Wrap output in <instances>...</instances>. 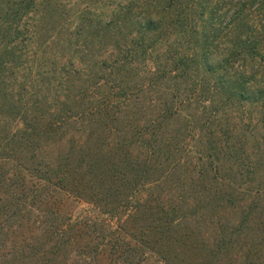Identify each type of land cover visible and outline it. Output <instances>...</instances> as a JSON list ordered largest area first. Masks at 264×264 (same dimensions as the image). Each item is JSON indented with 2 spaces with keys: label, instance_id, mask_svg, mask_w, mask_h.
I'll list each match as a JSON object with an SVG mask.
<instances>
[{
  "label": "rangeland",
  "instance_id": "rangeland-1",
  "mask_svg": "<svg viewBox=\"0 0 264 264\" xmlns=\"http://www.w3.org/2000/svg\"><path fill=\"white\" fill-rule=\"evenodd\" d=\"M27 1L32 6L24 19L27 29L22 30L23 36L18 44L9 47L16 59L9 61L5 69L0 68V146L4 139L10 138L18 127H22L19 113L26 103L35 104L40 114L46 116L55 111L56 115L52 117L54 121L64 116L62 108L67 105L74 108L68 114L75 117L77 104H84V101L87 104L111 103L112 112L103 121H119L120 131H114L110 135L124 144L131 143L130 149L137 156L143 155L145 148L139 147L136 142L138 134L135 130L128 128L122 121L131 123L137 119L144 123L160 119L163 115L167 117L171 113L170 119L164 123L167 127L165 139L175 147L165 146L157 154L152 178L158 180L153 193H148L152 210L143 212V209H137L139 203H144L141 202L142 194L145 193L143 188H140L131 202L117 200L111 203L113 210L119 207L118 214H122L126 220L122 222L126 226L129 240L136 243L137 247L141 237L137 235L141 226L146 225V219H159L160 215H165L164 209L175 221L172 229L163 230L159 237L153 230L149 233L151 240L157 237V242L152 247L155 251L162 250V255L166 258L143 247L140 254L139 248L135 253L136 261L142 264H264V104H232L225 101L216 121L210 126L205 124L208 115H204L203 106L210 104L204 101V96L200 98L193 94V86H190L195 83L193 80H196L197 74L191 73V80L190 75L177 80L175 77L179 74H162L170 69L172 58L179 52L176 40H180L170 26L174 19L173 12L169 9L170 0ZM191 1L183 0V3L190 7ZM235 2L238 7L243 0H234ZM226 4V17L229 21L233 12L232 1L227 0ZM262 4L264 2L256 3L255 7L259 10ZM127 7L134 8V14L122 25L123 35L118 34L120 38L131 33L135 35L136 24L144 23L148 12L156 20H162L164 29L168 31L161 35V40L159 39L153 52L148 54L149 60L143 66L122 76L121 82L111 80L110 86L100 85V82H104L101 78L103 73L100 61L111 56L110 49L114 48L112 33L115 31L108 33V26L105 25L110 23L115 11ZM2 15L0 12V23L4 20ZM241 65L243 63L239 61L237 67L241 68ZM149 67L158 69L160 75H157L158 79H153L150 86H146ZM248 68L251 70V65ZM143 86L146 89L141 90ZM120 87L133 91L126 108H118L117 105L123 100ZM168 109L169 113L164 114ZM70 121L61 125L44 142L41 151L45 157L63 153L72 139L82 137L83 132L86 134L93 128L97 130V134L105 135L108 132L103 122L97 119L83 123L75 117ZM195 135L201 140L196 142ZM216 136L218 139H229V147L234 148L242 157V169L237 167L234 158L223 159L226 179L230 178L235 183V193L232 189L221 187L222 183L217 185L213 180V170L206 157L207 153L213 154V151H209L212 144L209 138ZM1 163L0 183L3 176L9 180L5 182L8 188H4L5 185L0 187V200L5 197L9 188L16 183L20 184L15 177L7 176L13 169L12 165L5 166ZM49 191L52 194L50 207L55 214L48 213L43 219L40 218L42 212L39 215L28 212L32 218L25 221L27 239L42 234L44 224L63 227L68 221L77 226H86V223L91 222L87 233L99 244L103 241L106 243L102 234L104 224L118 230L116 228L120 224L108 216L105 210L99 208L100 212L97 205L66 197L53 189ZM26 194L32 197L31 193ZM35 203L31 204L32 207L39 205V202ZM45 207L46 204H42L39 209L44 210ZM4 220L5 231L0 234V250L3 249V243L12 244V238H8L7 233L18 225L13 218ZM42 220H45L44 224ZM147 223L152 221L147 220ZM63 235L65 241L67 235ZM85 256L77 253L76 260L70 263L77 264L76 261L81 262L80 258L84 261Z\"/></svg>",
  "mask_w": 264,
  "mask_h": 264
},
{
  "label": "trees",
  "instance_id": "trees-1",
  "mask_svg": "<svg viewBox=\"0 0 264 264\" xmlns=\"http://www.w3.org/2000/svg\"><path fill=\"white\" fill-rule=\"evenodd\" d=\"M231 1L233 12L227 21V0H192L190 7L184 4L183 0H170L169 9L173 12L174 18L170 26L180 40H176V44L179 43V52L172 58L170 69L163 71L162 74L166 76L179 74L175 77L177 80L185 79L189 75L191 80V73L197 74L196 80H193L195 83H191L190 86H193V94L200 98L204 96V101L210 104L209 108L207 105L203 106L204 115H208L205 119L207 126L216 121L226 104L225 101L232 104L240 102L264 104V4L259 10L257 6L255 7L256 3L264 0H243L238 7L234 0ZM0 4V12L4 19L0 23L2 45L0 68L5 69L9 61L16 59L9 51V47L17 45L23 36L22 30L27 29V22H24V19L32 6L27 0H1ZM132 9L134 8L127 7L115 11L110 23L105 25L108 26L106 30L108 33L111 30L115 31L112 33L114 48L110 49L112 54L108 55L109 58L105 57L100 61V70L103 73L101 78L104 79L100 85L110 86L111 80L121 82L122 76L143 66L149 60L148 54L153 52L159 39L161 40V35L168 31L164 29L162 20H156L154 15L148 12L144 23L136 24L135 35L131 33L132 36L129 34L123 36V39L120 38L123 35L122 25L128 17H132L131 14H134ZM255 15L257 16L254 17ZM239 61L243 63L241 68L237 67ZM250 65L251 70L248 68ZM157 75H160V71L149 67L146 86H150L154 78L158 79ZM146 86L141 90L146 89ZM119 90L122 91L123 100L117 104L118 108L122 106L126 108L133 91L123 87ZM26 104L19 113L22 127H18L10 138L4 139L3 145L0 146L1 165H12L13 168L7 176L15 177L20 182L9 188L5 197L0 200V234L5 231L4 218H13L18 224L7 233V237L12 238V244L3 243L0 264H71L70 261L75 259L77 253L79 256L88 254L84 261L82 258L81 262L76 261L77 264H142L136 261L135 253L139 248L140 254L143 247L150 252L153 250L154 254L162 255V250L155 251L152 247L156 244L157 237L151 240L149 233L153 230L159 237L163 230H171L175 221L170 218V214H166L167 212L162 209L164 216L160 215L159 219L150 217L146 219V225L141 226L137 235L141 236L137 247L136 243L129 240L124 225L126 220L122 214H118L119 207L113 210L111 203L117 200L131 202L140 188H143L145 193L142 194L141 202L144 203H139L137 209H143V212L152 210V201L148 193H153L158 180L152 178L157 154L165 146L175 147L165 139L167 127L164 123L171 117L169 109L164 114L169 113L170 117L163 115L160 119L144 123L137 119L131 123L122 121L128 128L135 130L138 134L136 142L139 147L145 148V153L137 156L130 149L131 143L124 144L116 140L114 135H110L114 131H120L119 121L112 120L110 123L109 120L107 123L103 121L104 117L112 112L113 104L92 102L87 104L84 101V104H77L76 119L83 123L86 120L97 119L103 122L107 134H97V130L93 128L86 134L83 132L84 137L72 139L63 153L45 157L41 151L44 142L49 140L51 134L57 132L61 125L75 118L68 114L74 108L68 105L62 108L64 116L58 120L54 118V121L52 117L56 115L55 111L52 115L46 116L40 114L35 104ZM196 136L198 135L194 136L196 142L201 140ZM209 140H212L209 151H213V154L207 153L206 158L213 170V180L217 185L222 183L221 187L232 189L235 193L237 189L235 183L230 178L226 179L223 159L234 158L237 167L240 166L242 169V157L234 148L229 147V139H218L216 136ZM8 180L3 176L0 187ZM4 188L8 186L5 185ZM51 189L63 193L66 197L78 198L97 205L98 209L108 212V216L120 224L116 228L118 230L104 224L102 234L106 238V243L103 241L99 244L90 233H87L91 222L86 223V226H77L76 223L68 221L63 227H50L42 220L45 226L42 234L27 239L25 221L32 218L28 212L37 215L42 212L40 218L43 219L48 213L55 214L49 202L52 196L49 191ZM26 193H31L32 197ZM31 200L39 202V205L32 207L31 204L35 202ZM42 204H46L44 210L39 209ZM116 213L118 215H114ZM147 220L152 223H147ZM64 233L67 235L65 241ZM162 256L166 258L165 255Z\"/></svg>",
  "mask_w": 264,
  "mask_h": 264
}]
</instances>
